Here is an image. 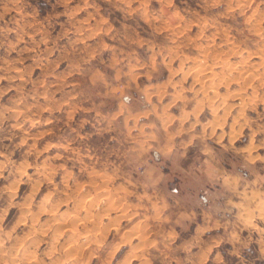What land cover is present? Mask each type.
<instances>
[{"label":"rangeland","instance_id":"374dc122","mask_svg":"<svg viewBox=\"0 0 264 264\" xmlns=\"http://www.w3.org/2000/svg\"><path fill=\"white\" fill-rule=\"evenodd\" d=\"M0 264H264V0H0Z\"/></svg>","mask_w":264,"mask_h":264},{"label":"bare ground","instance_id":"6f19581e","mask_svg":"<svg viewBox=\"0 0 264 264\" xmlns=\"http://www.w3.org/2000/svg\"><path fill=\"white\" fill-rule=\"evenodd\" d=\"M19 111V110H18ZM71 221V220H70ZM63 222V221H62Z\"/></svg>","mask_w":264,"mask_h":264}]
</instances>
